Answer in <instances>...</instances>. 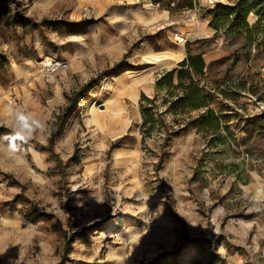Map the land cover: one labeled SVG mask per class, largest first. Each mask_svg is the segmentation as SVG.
I'll return each instance as SVG.
<instances>
[{
	"label": "rangeland",
	"instance_id": "1",
	"mask_svg": "<svg viewBox=\"0 0 264 264\" xmlns=\"http://www.w3.org/2000/svg\"><path fill=\"white\" fill-rule=\"evenodd\" d=\"M75 1L11 2L31 26H7L0 15V264H264V19L253 44L224 32L191 38L187 28L208 27L209 0L133 1L172 15L151 41L180 34V44L204 51L212 106L226 116L217 138L195 124L173 133L204 109L176 116L177 124L166 114L165 138L163 128L141 133L137 87H116L117 76L131 78L127 65H142L132 55L137 39L119 58L95 57L86 79L80 71L60 77L71 36L95 22ZM79 21L88 22L72 24ZM46 57L68 62L53 75L58 84L38 71ZM156 76L139 95H155ZM74 93L51 146L57 163L47 146Z\"/></svg>",
	"mask_w": 264,
	"mask_h": 264
},
{
	"label": "trees",
	"instance_id": "2",
	"mask_svg": "<svg viewBox=\"0 0 264 264\" xmlns=\"http://www.w3.org/2000/svg\"><path fill=\"white\" fill-rule=\"evenodd\" d=\"M14 0H0V15L7 26H31V19L15 7L10 8V3ZM208 15V26L215 30V34L224 32L227 34H243L247 38L248 44H253V40L259 33V23L264 19V0H236L233 4L215 2L211 8L206 9ZM253 13L257 19L249 24L247 18ZM88 21L73 22L72 24H86ZM69 24V23H66ZM185 57L175 66L160 72L154 80L155 95L147 97L144 93L140 94L138 107L141 118L140 131L144 136H150L156 131H165L167 138L172 131L164 118V115H171L175 124L176 116L185 114L192 110L204 109L196 118H192L183 123L182 127L173 131L179 133L187 124H195L197 131L215 134L217 138L218 130L222 127L221 119L226 116L215 111L212 106L215 102L216 91L214 87H209L205 78L206 63L203 57L204 51H195L190 43L185 44ZM124 64L120 60L106 70L101 71L96 79L105 76ZM127 65L125 69H133ZM213 90V91H212ZM218 93L224 97L234 99L230 93L220 89ZM77 93L69 98V103L57 115L56 124L49 138L48 148L51 156L57 161L61 159L51 149L54 138L59 134L67 117L72 112L76 103ZM164 106V110H159L157 100ZM228 117V116H227ZM220 138V137H219Z\"/></svg>",
	"mask_w": 264,
	"mask_h": 264
},
{
	"label": "crops",
	"instance_id": "3",
	"mask_svg": "<svg viewBox=\"0 0 264 264\" xmlns=\"http://www.w3.org/2000/svg\"><path fill=\"white\" fill-rule=\"evenodd\" d=\"M124 1L131 3H127L124 7L120 5V2ZM133 1L134 0L75 1L76 9L80 11L81 8H87L86 10L91 12L95 22L91 23V26L88 25L84 27L82 31L77 32L79 34L71 36L69 42L76 43V46H74L73 51H68L64 54L63 58L67 59L69 62V70L67 69L68 73L65 71L62 72V75L60 74L61 78H68L70 76L68 74L80 71L86 79L87 73L84 70L95 66V57L102 58L106 55H108V57L112 55V57L119 58L127 50V47L131 46L133 40L137 39L139 42L136 45L135 53L132 55L141 61L142 65L135 70L127 69L131 78L128 77L126 73L117 76L118 80L116 86L123 87V89L127 87V93L129 87H137V99L135 101L133 100L137 103L140 97L138 87L145 82L148 76L158 75L163 70L175 66L185 57V45L172 40V37L163 35V41L161 40V42L155 43L151 41L148 36L159 30L158 26L162 28L164 24L169 26V24L173 23L170 11L168 9L159 8L158 3L149 7L148 5H137L133 3ZM224 1L226 2V0ZM250 15L255 17V22L257 17L253 13L249 14L247 22L249 23L248 19ZM208 21L209 19L207 18V26ZM127 27L129 28L128 31H126ZM140 28L144 29L145 36L140 37V33L138 32ZM187 29H191L189 33L191 38H200L201 36L209 37L215 33L214 29L209 26L203 28V25H201V27L200 25H195ZM115 31L120 33L119 38H114L116 36ZM125 37L127 40H125ZM90 43H93L95 47L90 46ZM160 44H165V46L163 45V47H160ZM204 54L205 53H203V57ZM126 80L128 82H126ZM47 81L58 84L57 78H54V76L49 77Z\"/></svg>",
	"mask_w": 264,
	"mask_h": 264
},
{
	"label": "built area",
	"instance_id": "4",
	"mask_svg": "<svg viewBox=\"0 0 264 264\" xmlns=\"http://www.w3.org/2000/svg\"><path fill=\"white\" fill-rule=\"evenodd\" d=\"M209 2L214 5L213 0H209ZM175 40L179 43L185 42V39L182 35L176 34ZM68 67V62L64 59L57 57H46L39 62L38 71L44 77H51L59 71L65 70ZM14 101V97L9 99V102L12 103Z\"/></svg>",
	"mask_w": 264,
	"mask_h": 264
},
{
	"label": "water",
	"instance_id": "5",
	"mask_svg": "<svg viewBox=\"0 0 264 264\" xmlns=\"http://www.w3.org/2000/svg\"><path fill=\"white\" fill-rule=\"evenodd\" d=\"M100 106H102V104H100Z\"/></svg>",
	"mask_w": 264,
	"mask_h": 264
},
{
	"label": "bare ground",
	"instance_id": "6",
	"mask_svg": "<svg viewBox=\"0 0 264 264\" xmlns=\"http://www.w3.org/2000/svg\"><path fill=\"white\" fill-rule=\"evenodd\" d=\"M190 21H192V20H190Z\"/></svg>",
	"mask_w": 264,
	"mask_h": 264
}]
</instances>
